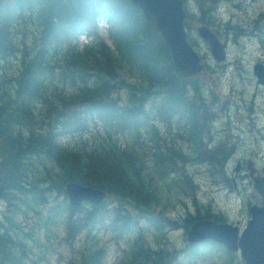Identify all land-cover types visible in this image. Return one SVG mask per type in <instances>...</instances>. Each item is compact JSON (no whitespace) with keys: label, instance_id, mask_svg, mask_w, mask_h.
<instances>
[{"label":"trees","instance_id":"16d2710c","mask_svg":"<svg viewBox=\"0 0 264 264\" xmlns=\"http://www.w3.org/2000/svg\"><path fill=\"white\" fill-rule=\"evenodd\" d=\"M100 20L112 44L81 49L78 35L99 34ZM203 79L174 70L158 26L130 0H0V264H105L112 247L114 264H234L218 243L163 246L180 208L186 230L224 220L198 173L231 184L238 142L216 137ZM70 181L108 196L74 206Z\"/></svg>","mask_w":264,"mask_h":264},{"label":"rangeland","instance_id":"374dc122","mask_svg":"<svg viewBox=\"0 0 264 264\" xmlns=\"http://www.w3.org/2000/svg\"><path fill=\"white\" fill-rule=\"evenodd\" d=\"M232 2H238L242 0H231ZM228 1L226 6L233 5V3ZM245 10L241 13L234 16V23H237L241 26L249 27L252 24V20L264 10V0H245ZM241 4V3H239ZM242 5V4H241ZM243 9V8H242ZM231 8L226 7L224 11L221 13L223 18H227V16H231ZM241 11V10H240ZM35 15V14H34ZM219 17V16H217ZM34 18H38L36 15ZM227 20V19H226ZM254 35V34H253ZM254 37H257L254 35ZM232 46L230 48V56L232 59L242 58L246 66L248 64L249 67H252L254 62H256L260 57H263L261 48L264 46V41L259 45V42L252 37H247L246 34H243L239 40L233 41ZM208 57L207 54H205ZM16 59L15 57L10 58ZM7 65V64H6ZM18 65V66H17ZM15 66H11V71H15L14 69H18L20 64ZM10 66H8L9 68ZM215 64L213 63V68H215ZM248 67V69H249ZM8 70V69H7ZM9 73V70H8ZM212 73V72H211ZM10 74V73H9ZM220 76L208 77L206 80L211 84L215 92H219V94L224 98L232 100H239L243 98L246 103H254L257 109V113L254 114L253 117H249V113H236V105L232 107V121L234 123V127H243L242 132L234 130V134L236 138L239 140L240 151H238L234 157V160L239 159V161L253 160L255 162V166L257 168L261 167V163L264 161V139L263 136L264 128L259 130V127L264 125V90L257 87L256 80L253 75L247 72L245 76H242L238 69L233 67L229 70V73L220 74ZM247 75V76H246ZM243 91V94L240 92ZM213 108L216 107V101L210 104ZM235 110V112H233ZM236 113V114H235ZM252 119L257 120L259 123L262 122L259 126L254 127L250 121ZM261 135V136H260ZM78 138L85 141H91L90 133L84 135L83 137ZM166 139V137H163ZM168 138V137H167ZM169 137L168 139L172 141L174 139ZM79 140V141H80ZM237 162V163H238ZM235 162L233 169L237 164ZM245 175V174H244ZM242 177V176H241ZM198 179L201 184V192L200 196L204 199L205 202L212 201L214 206L218 208L220 211L224 213L226 219L232 220L234 222H242L239 224L244 226L247 219V213L249 208L243 205V201L239 200L236 194H233L231 190L228 188V185L222 184L219 186H215L210 179V175L207 174V170L200 169L198 173ZM44 182V180H42ZM241 181V180H238ZM47 190H44L46 192ZM248 203V202H246ZM245 203V204H246ZM182 214H186V209L180 208L179 211L175 214V218L178 219L180 223H184V218ZM186 231L184 229L171 230V227L167 228L164 236H163V246L169 249L174 248H183L187 243L186 240ZM111 256L108 259V264H113L115 262L116 256V248L112 247ZM46 264H62V261L58 259V257H52L51 261ZM200 264H214L212 262Z\"/></svg>","mask_w":264,"mask_h":264},{"label":"water","instance_id":"95a60500","mask_svg":"<svg viewBox=\"0 0 264 264\" xmlns=\"http://www.w3.org/2000/svg\"><path fill=\"white\" fill-rule=\"evenodd\" d=\"M141 4L150 17L158 22L162 34L170 46L175 68L188 77L201 73L203 65L199 53L188 41L184 26L186 16L182 1L179 0H133ZM201 36L210 45L214 57L221 61L225 58V44L207 27L199 28ZM262 66V65H261ZM258 66L260 81L264 82V66ZM257 190L264 198V177H255ZM67 192L71 203L81 205L83 201L95 204L103 202L107 192L102 189L79 183H68ZM252 219L239 241V228L230 224H218L202 220L193 224L188 240L191 244L205 239H214L226 244L231 250L242 248V255L247 264H264V207L255 205L251 208Z\"/></svg>","mask_w":264,"mask_h":264},{"label":"flooded vegetation","instance_id":"af4514ba","mask_svg":"<svg viewBox=\"0 0 264 264\" xmlns=\"http://www.w3.org/2000/svg\"><path fill=\"white\" fill-rule=\"evenodd\" d=\"M244 1L245 0H242V2L241 1H238V2H232L231 0H230V2H232L233 3V5H231V7H232V9L234 10V12L235 13H241L242 11H244L245 10V3H244ZM239 3H241V4H239ZM243 8V9H242ZM241 10V11H240ZM233 13V11H231V14ZM251 25V24H250ZM257 30L258 29H255V31H254V35H256V36H259V33L257 32ZM243 167H244V162H243ZM259 172V171H258Z\"/></svg>","mask_w":264,"mask_h":264},{"label":"bare ground","instance_id":"6f19581e","mask_svg":"<svg viewBox=\"0 0 264 264\" xmlns=\"http://www.w3.org/2000/svg\"><path fill=\"white\" fill-rule=\"evenodd\" d=\"M252 36H254L253 33H252ZM212 108H213V107H212Z\"/></svg>","mask_w":264,"mask_h":264}]
</instances>
